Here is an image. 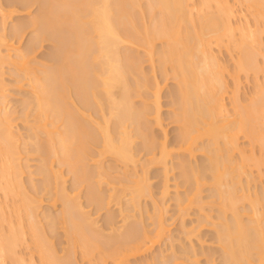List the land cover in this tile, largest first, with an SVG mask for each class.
<instances>
[{
  "label": "bare ground",
  "instance_id": "bare-ground-1",
  "mask_svg": "<svg viewBox=\"0 0 264 264\" xmlns=\"http://www.w3.org/2000/svg\"><path fill=\"white\" fill-rule=\"evenodd\" d=\"M147 1V6L143 8V0H11L9 4L16 7L10 9L12 8L10 6L9 10L6 11L5 8V10L3 9V4L0 0V12L2 10L5 11V13H0V16H2V21L0 22V46L9 42L8 28L6 26L8 20L6 22V19L11 17L16 10H20L18 7L27 8V10L35 5L39 7L33 16L30 17L28 15L30 19L28 23H15L14 26L11 24L13 26L11 33L13 38H22L25 34L24 31L26 32L25 29H28L27 27L29 26L30 28H35H33L34 30L31 28L35 32L32 39L30 38V45L25 46V49L12 46L8 48L7 53H2L0 47V192L3 193L2 196L0 194V264H7V261H11L10 264H18L16 262L23 264L26 254L21 251L20 253L24 255H19L18 247L22 244L24 245L25 237L29 236L28 234L31 235L32 239L30 245L32 242L31 246L33 247L30 248H34V250H31L32 254L34 251L37 252L36 255L39 254V264H73L70 258L73 259L75 257L72 253L76 254V248L80 249L76 250L81 252V258L87 260L88 264H128L131 258L148 252L156 243H159L158 241L164 235H167L168 227L170 228L168 225L170 224H166L167 220L165 219V221L163 218L165 211L163 212L164 209L161 208L165 205L160 206L161 203L158 205L155 202L157 206L155 205L154 207V212H156L154 216L155 214L156 216H152L156 226L151 229L153 231H149L147 223H145V216L143 218V213L146 210L142 206V198H148L147 195L152 191H150L152 183H149L150 176L147 175V168L149 169V165L154 162L164 163L167 167L168 157H171L170 155L173 154V151L172 149H167L169 146L166 145V139H163L161 143L159 139L157 142L156 139L158 137L154 139V134L152 136V131H149L152 128L150 129L146 122L148 120L147 117L151 113L153 114L154 112L158 117L160 115L161 101L157 83L156 89L152 88L154 90L152 93V98H154L153 107L149 105V101L147 103L148 99L146 98H144L146 100L143 101L142 105L136 104L138 100L136 101L135 97L137 95L146 97L148 94L145 93L146 91L150 93V85L153 83H151V77L149 78L146 76L147 74L145 75L146 71L144 72V69L142 71V66L144 65L141 59L145 57L142 56L141 58L137 54L139 51L135 52L132 49V45H135L136 49L137 46L145 47L143 50H145L146 54L149 52L151 57H153L154 46H156L154 43L159 39L164 42V46L160 47L161 52L159 53L161 70L168 74L167 70L170 68L172 70H170L171 73L173 72L179 84V99H176L177 111H175V121L179 123L178 126L180 125L181 143H179V147L185 149L186 153L187 150L191 151L188 152L193 156L195 152L193 149L194 146H198L196 145L198 140L204 137H207L208 140H206L207 142L205 140L202 142L201 140L205 144H200L201 149L202 147L204 148V153H207V156H205L207 157L206 163H203L200 167H195L192 166V161L183 162L181 159L183 162L181 164L184 166L183 170L180 169L182 171L181 175L185 177L186 183L192 182L195 184L193 185V187L195 186V192L193 190L192 193L196 197L195 201L198 200L199 204L197 203V207L198 205L200 207L206 205L204 203L206 200L200 199V186L203 189L204 184L202 183H208L207 181L205 182V179L212 181L210 185L213 184L212 196H214V199H211L214 201L211 199L210 201L213 204H219L221 212L218 211L220 213V220H218L222 221L223 219L222 222H215L219 226L215 230L218 238L216 239L219 241L218 243L222 244L220 248L223 249L224 263L264 264V191L263 193L260 192L262 195L260 193L258 195V191H254L256 194L254 193L255 197L253 198V190L250 187L251 180L248 181V178L247 180L245 179L248 186L244 188L247 190L241 191V189L244 190L243 187L240 188L238 186L242 181L241 176L249 174L245 168H247V165L249 166L248 162L251 161V156L239 146L240 134H242L241 136L245 135V138L248 136L249 140L253 141V144H251L252 150L256 145H254L255 142L258 145L260 144L261 150L264 149V85L261 87L257 83L260 90L258 88V91H255L258 93L254 94V98L251 97L250 101L248 100L250 102L248 104H242L239 95L240 73L252 72L254 75H258V72L261 73L264 70L263 66H261L262 64L259 65L260 62L257 57L260 54H258L259 50L254 47L256 46L254 45L256 41L260 42V37L258 38L257 36L259 33L255 32L256 30L254 32L251 30L253 26L249 25L253 24H248L249 22L243 26L241 25L240 28L238 27L241 21L238 22L239 25L235 23L236 20L234 21V18L238 12L235 7L233 8L234 5L229 0H199L198 3L196 2L197 0ZM213 2L217 4V7L212 5L214 4ZM243 2L250 8L247 7L250 11L249 13L253 12L256 19H258L256 22L260 23L259 20L264 19V0H243ZM211 6L214 9L217 8V10L215 9L216 12L209 11L212 8ZM143 13H145L144 17L147 13V15L151 16V19H156L153 26L149 23V25L142 23ZM143 21L146 22L144 19ZM238 28L240 32H237V36L236 30H239ZM257 28L259 27L257 26ZM47 41L55 43L54 46L56 47L55 51L49 54V60H52V64H44V68L39 66L41 69L36 68L37 72L34 68L37 64L33 66L32 63L31 65L32 58H30V55H34L36 46H40ZM224 42H226L225 44L232 42L229 47L232 48L233 46L235 51L237 49L240 52L239 55L237 54L238 52L236 53L238 58L236 57L235 70L233 69L231 71L232 74H229L235 81L233 90L228 86L224 75L227 72L225 70L229 69L226 66L228 64L223 63L226 64L223 65L220 55L218 56L216 52V48L221 47ZM140 48L138 49L140 50ZM8 61L14 64L18 70L19 68L21 69L19 71L24 74H20L22 75L20 77L29 79L33 98L31 97L32 100H27L22 118L25 117V120L28 121L29 115L33 113H29L28 107H32L30 110L34 111L35 121L33 122L35 123L30 125L32 132L30 131L31 133L29 134H32V136L27 135L31 137V140L34 139L33 142H36L35 150L44 154L45 161L43 162L51 166L48 167L46 164L44 166V163L40 162V165H43L42 167H46L43 170L45 173L43 175H46L47 181L44 183H47L48 187L50 186L49 184L54 182L56 188L54 184H51L56 191V193L54 191L55 195L53 196H55V200L60 199L63 204L60 213L52 218V223L59 221V223L61 222V225L59 224L60 227L65 225V229H63L66 230L67 243L71 245L70 251L68 247L66 258L58 255L52 241L49 239L50 236L48 237L51 232L49 234L47 232L49 229L46 230L48 227L46 226V228L43 225L45 223L42 224V219L38 213V209L41 208L39 204L41 203L42 205L38 195L40 193L37 192L38 194H35V191V196L31 194L36 189L35 185L33 186L31 183V188H33L32 191L29 190L31 193L28 195L29 192L23 181L24 166L20 162V154L24 151L21 152L22 142L20 143V141L23 139L21 137V140L19 135H17L19 131L16 133L14 130V117L8 110L9 96L5 92L6 84L3 83V78L1 77L5 72L3 66ZM228 72L231 73L229 70ZM17 79L19 81L22 80L21 78ZM259 83H262V81ZM228 88L233 94V98H231L234 104V114L233 111V116L230 114L232 117L228 114V103L225 101L229 92ZM152 98H149V100ZM70 100L72 103L68 102ZM76 105L78 106L76 107ZM158 117H156V120ZM158 120V122H162L160 117ZM151 126L153 127L152 123ZM139 137L143 138L141 140H143L145 147L150 152L153 151L151 149L154 148V145L156 149L157 143L162 145L161 150L159 149L161 151L159 158L153 156L151 159L149 157L150 159L147 160H150V163L144 159L146 164L144 162L142 164L140 160L142 165L137 162L139 161L137 159V157L139 158V153H137L138 150L137 152L134 150L137 144H134V142ZM27 140L28 142L31 141L28 138ZM22 146L27 147L26 143ZM95 147L100 148V150ZM93 148L97 149L98 153L95 169L89 168V164H87L89 162H87V159L92 156L91 149ZM25 150L27 151V149ZM262 151L264 152V150ZM236 153L237 156H235ZM105 154L116 157L117 159H114L115 163L121 160L126 164L132 163L133 166L134 164L137 167V164L143 166L140 169L141 175H139V171V174L136 173L138 177L135 178L136 175L132 171L134 174L131 175L134 176L131 177L135 179L130 176L128 178L123 176V179L116 177L118 181L120 179V183L118 185L113 183L115 181L114 177H111L113 173L109 174L111 170L108 171L109 167L107 165V169L105 168L103 157L100 156L102 159L99 157V155ZM189 154H186L185 158L187 155L191 157ZM259 158L261 161L263 160L261 156ZM53 159L58 161L60 168L59 166H54L55 169L53 168ZM186 159L184 161H187ZM41 160H43V157ZM48 160L51 162H48ZM262 164L264 165V163ZM61 165H67V169L69 168L73 172L76 179L75 189H78L82 183L88 185L89 202L97 204L99 209L96 208V210H103L107 206L109 208L113 202L116 207L119 206L118 209L121 212L119 213L122 215V220L119 223H123V225L121 224L123 229L120 228L115 215L111 212L106 216V221L108 222L106 223L112 229L110 233H106L104 228H100L97 225L99 220L94 216L95 214L91 215V213L85 211L86 209L83 208L84 204L79 199V194L74 196L68 191L67 180L64 178L65 174H63V170H60ZM136 166L134 167L136 169V171L134 169L135 172L138 171ZM124 167L126 169L129 168L128 165H124ZM43 171L41 168V172ZM165 172L164 175L168 174L165 178H169V173H167L166 169ZM119 177L122 178V176ZM165 178L164 180L167 181V178ZM31 182L35 183V181ZM105 182L107 183L104 187L109 185L106 192L101 187ZM167 186L168 183L165 187L169 191L170 188ZM166 188L162 189L164 194L165 192L166 194L169 193ZM249 190L252 192L250 193ZM238 193H240V196ZM164 194L162 195L164 196ZM250 194L253 196L250 197ZM178 195L179 192L175 197L177 201H175L178 209L179 207L182 209L181 205H184L183 203L188 195L185 193L186 196L184 197L186 198ZM3 196L4 198L2 199ZM126 196H128V200L124 202ZM249 197L250 204L246 201L250 205L249 210L251 209V213L246 211L249 212V215L246 213L248 215L246 220L243 216L245 212L240 210L244 209V207L242 205V208H240L239 202L246 198L249 199ZM188 198L190 201L193 199V197ZM241 204H244V202ZM9 208H12L11 211ZM186 208H184L186 210L185 213L189 209ZM137 209L141 211L135 212ZM184 209H182L183 212L185 211ZM109 210L107 209V211ZM104 211L106 212V210ZM227 211L231 213L232 216L229 214L231 217H228ZM119 213L116 215L119 216ZM139 213L140 216H138ZM46 216L44 215L43 217ZM49 217L51 216L46 218ZM46 218H44L45 221ZM207 219L205 218L206 221ZM139 220L141 223H139ZM199 222L201 223V219ZM47 223L49 224V222ZM192 244L190 245L192 246ZM192 247L193 249L196 248ZM186 251L191 253L192 249L190 248V251ZM187 252H181L183 257L185 256L184 254H188ZM194 252H192V255L195 258L197 254L194 255ZM202 252L206 251L202 249ZM160 253L164 257L166 256L163 251ZM190 255L188 254L185 258L191 261L193 256L189 259ZM32 256L34 257V255ZM180 256L179 258L183 259ZM214 256L212 255L210 259L208 258L209 263L212 264L211 257ZM27 257L29 258V256ZM33 257L29 258V261L26 260L27 263H25L26 261L24 263L38 264ZM164 257L162 256L161 258ZM75 259L74 261H77ZM152 259L154 261V257ZM196 259L195 261H197ZM171 260L172 258L168 261L171 262ZM21 261L22 263H20ZM138 261L135 260L137 264H143ZM177 261L174 263H177ZM162 263L169 264L164 260ZM145 264H150L149 259Z\"/></svg>",
  "mask_w": 264,
  "mask_h": 264
},
{
  "label": "rangeland",
  "instance_id": "rangeland-1",
  "mask_svg": "<svg viewBox=\"0 0 264 264\" xmlns=\"http://www.w3.org/2000/svg\"><path fill=\"white\" fill-rule=\"evenodd\" d=\"M11 0H1V2H2V4H3V9L5 8L6 9V11H8L9 9L8 8H10V6L12 7V8H10V9H14V7H16V6H12V4H9V2H10ZM194 1H196V0H194ZM198 1L199 0H197L196 2L198 3ZM147 0L145 1V0H143V8H145L146 6H147ZM215 2V1H214ZM213 2V3H214ZM229 2L232 4V5H234L233 6V8L235 7V10L238 12H236L237 14H236V17L234 18V21H235V23L237 24V25H239V21H241V23H240V25L238 26L239 28H240V26L242 25H245L247 22H249L248 24H253V25H249V26H253L252 28H251V30L254 32V30H256L255 32H258L259 34L257 35V33H256V35L258 36V38L260 37V39H259V41L260 42H257L256 41V44H254V45H256V46H254L255 48H257V50H259L258 51V59H259V65H261V66H263V68H264V21H262V20H264V19H262V20H259V22L260 23H258V21L256 22V20H258V19H256V16L254 15V13L253 12H251V13H249L250 11H249V7H248V5L247 4H245L244 2H243V0L242 1H240V0H229ZM243 2V3H242ZM230 4V5H231ZM9 5V6H8ZM213 6L215 5V7H217V4L216 3H214V4H212ZM231 5V6H232ZM145 6V7H144ZM212 7V6H211ZM249 9H248V8ZM18 8H20V10L18 9V10H16L15 12H13L12 13V15H11V17H9L8 19H6V22H7V20H8V22L6 23V26H7V34H8V40H9V42H7V43H5V44H2L3 45V47H2V45L0 46L1 47V52L2 53H7V51H8V48H10V47H12V46H16V47H21L22 49H25V46H29L30 44H29V42L31 43V39H32V36H33V34H34V32L35 31H33L31 28H30V26L29 27H27L28 29H25L26 30V32L24 31V35L22 36V38L21 37H19V38H17V37H15V38H13V36H12V31H13V29H12V27L14 26V24L15 23H28V21L30 20L29 19V16L31 17V16H33L36 12H37V10H38V8L39 7H37V5H35V6H33L32 8H28V10H27V8L26 9H23V7H18ZM23 10H22V9ZM4 9V10H5ZM30 9V10H29ZM210 9V8H209ZM212 9H214L213 7L209 10V11H214V12H216V10H217V8H215L214 10H212ZM239 10V11H238ZM1 11V10H0ZM251 11H253L252 9H251ZM2 12H4L5 13V11H3L2 10ZM2 12H0L1 14H2ZM0 14V15H1ZM29 15V16H28ZM144 15H145V13H143V17H144ZM2 16H0V22L2 21V18H1ZM151 16L148 14L147 15V13H146V16L143 18L144 20H146V22L145 21H143V19H142V23L144 22L146 25H149V24H151L152 26H153V24H155V21H156V19H151L150 18ZM152 20V21H151ZM18 21V22H17ZM245 22V23H244ZM149 23V24H148ZM257 23V24H256ZM11 24L13 25V26H11ZM247 24V25H248ZM144 25V24H143ZM145 25V26H146ZM150 25V26H151ZM257 26L259 27V28H257ZM238 28V29H239ZM255 28H257V29H259V30H257V29H255ZM262 28V29H261ZM31 32V33H30ZM240 32V29L239 30H236V34H237V36H238V33ZM11 36H12V38H11ZM31 36V37H30ZM239 36H240V34H239ZM21 38V39H20ZM31 38V39H30ZM11 40H13V41H11ZM258 40V39H257ZM10 43V44H9ZM50 43V44H49ZM51 43H53V42H50V41H47V42H44V43H42V45H38L39 46V48H38V46H36V50H35V53H34V55H30V58H32L31 60V65H32V63H33V66L34 65H36L34 68L36 69V68H44L45 67V65L46 64H52V60L50 61L49 60V54L50 53H52V52H54L55 51V43H53V44H51ZM226 42H224V43H222L223 45H221V47H217L216 48V52H217V54H218V56L220 55V59H221V61H223L222 62V64L223 63H226V64H228V65H226V64H223V65H226L227 67V69L231 72V71H233V69L235 70V63H237L236 62V60H237V58H238V55H239V51H237V49H236V51L234 50V48H233V46H232V48H233V51H232V48L231 47H229V44H231L232 45V42L231 43H227V44H225ZM255 43V42H254ZM14 44V45H13ZM156 46H154V50H155V52H154V55H153V57H151V55H150V53L148 52L147 54L149 55H147L146 54V52H145V50H143L145 47H142V46H140V47H138L137 45V49L134 47L135 45H132L133 46V50L135 51V52H137V51H139V52H137V54L142 58V56L143 57H145V58H142L141 60H142V63H143V65L144 66H142V71H143V69H144V72H145V75L147 76V77H151L150 78V80L152 81L151 83H153L152 85H150V93H148L149 91H146V93L145 94H148V95H146V97H144V96H142V95H140V96H138L137 95V97H135V100L137 101H135L136 102V104L137 105H142L144 102V100H146V99H148L147 100V103H148V101H149V105H152L151 107H153V105L154 104H152V102L154 101V98H152L153 96V92H154V90H152V88H154V89H156V83H157V86L159 87V95H160V97H159V99H160V107H161V109H160V115H159V117H160V120L162 121V122H158L159 120V117L158 116H156L155 115V113L153 112V114L151 113L148 117H147V119L148 120H150V121H146L147 122V125H149L148 127L151 129V130H149L150 132H151V134H152V136H153V134H154V139H156L157 137V142L160 140V143L161 142H163V139L165 140L166 139V145L167 146H169L167 149H172V151H173V154L172 155H170L171 157H168L169 159H168V163H167V167H166V164H162V163H160V164H162V165H160L159 164V162H154V163H151L148 167H149V169L147 168V172H148V176H150V186L152 187V189H150V191H151V195L149 194V195H147L148 196V198L147 197H143L142 198V206L144 207V209L146 210L144 213H143V218H144V216H145V220H146V222L145 223H147V228H148V230L149 231H153V230H151V229H154L155 228V224H154V222H155V220H153L154 219V217L156 216V214H155V216H154V213H156V212H154V207H155V205H156V203H158V205L160 204V206L162 205H165V206H163V207H161L162 209H164L163 210V212L165 211V213H163L164 214V216H163V218H164V220L167 222L166 224L168 225V223L170 224V225H168V226H170V228L168 227V231H167V235H164V237L163 238H161L160 239V241H158L159 243H156L153 247H152V249H150L148 252H146V253H143V254H141V255H139V256H135V257H133V258H131L130 259V261H128V264H137V262H135V260L136 261H138L139 263H143V264H145V263H147L148 262V259H149V262H150V264H156V263H158V264H161V262H163V260L167 263H169V264H172V263H174L175 261H177V263H174V264H211V263H209L208 261H209V259H210V256H214V254H216L214 257H211V260H212V264H223L224 263V260H223V249L222 248H220L221 247V243H218L219 241L217 240L218 238L216 237V228L217 227H219L218 225H216L218 222H222L223 221V219H222V221H219L220 220V217H219V215H220V213H218V211L219 212H221L220 211V207L218 206L219 204H216V203H214L213 204V202H211L210 201V199L212 198V199H214V196H212L213 195V184L212 185H210L211 184V182L212 181H209L208 179L206 180L205 179V182L207 181L208 183L206 184V183H202V184H204L203 185V189L201 188L202 186H200V194H201V196H200V194H199V196H200V199L201 200H203V201H205L204 203L206 204V205H203V206H199L198 205V207H197V203H198V200L197 201H195V198L196 197H194L193 195V190H194V187H193V185H195V184H193L192 182H189L190 183V185H189V183L187 182L186 183V179H185V177L183 176V175H181V170H183L184 168V166H182V164H183V162H191L192 163V166H201V165H203V163H206V161H207V157H205V156H207V153L205 152L204 153V148L202 147V149H201V145L200 144H205V143H202V142H204V140H205V142H207L208 140H207V137H204V138H202L201 140H202V142H201V140H198V142L196 143V145H198V146H194V149L193 150H195V152H194V154H193V156H191L190 154H189V152H191V151H189V150H187V153H186V150L185 149H182V148H180L179 147V143H181L180 142V130H179V126H178V122L177 121H175V115H176V112L175 111H177L176 109H177V100L179 99L178 97V95H179V84H178V80H177V78L174 76V74H173V72L171 73V69L169 68L168 70H167V73L168 74H165L166 72L164 71V70H161V65H159V64H161V63H159L160 62V60H159V57H160V52H161V49H160V47L162 46H164V42L162 41V40H157V42L155 41V43H154ZM5 45V46H4ZM22 45H23V47H22ZM227 45H228V47L231 49V51H230V49L227 47ZM258 45V46H257ZM223 46H225V47H223ZM52 47H53V49H52ZM27 48V47H26ZM138 48H140V50L138 49ZM159 48V49H158ZM38 49V50H37ZM221 49V50H220ZM157 50V51H156ZM218 50H220V51H218ZM256 50V51H257ZM144 52H145V54H144ZM235 52V53H234ZM238 52V53H237ZM143 53V54H142ZM238 55H237V54ZM33 54V53H32ZM36 54V55H35ZM36 56V57H35ZM155 57V58H154ZM237 57V58H236ZM158 58V59H157ZM35 59H36V61H35ZM43 60H45V61H43V63H42V61ZM145 60V61H144ZM159 60V61H158ZM39 61H41V62H39ZM48 61V62H47ZM10 61H8V62H5V64L7 63H9ZM38 62V63H37ZM51 62V63H50ZM35 63V64H34ZM4 65L3 67H4V71H3V68H2V71L4 72L3 73V76H1L2 78H3V83H5L4 85L6 86V88H5V92L6 93H8L7 95L9 96H7L8 97V102H9V104H8V110L12 113V115H13V117H14V119H13V126H14V130L16 131V133H17V131H19V133L17 134V135H19V138L21 139V137H22V141H20V143L22 142L24 145H25V143H26V148L24 147V146H22L23 144L21 143V154H20V162L22 163V165L24 166V172H23V178H24V182H25V186H26V188H27V190H28V192H29V194L28 195H30V191H32V188H31V183L33 184V186L36 188H34L35 190H33L32 191V195H34L35 196V194L38 192V193H40V194H38L39 195V199L41 200L40 202H42V205H41V203L39 204L40 206H41V208H40V206H39V208L40 209H38V213L40 214V218L42 219V224L43 223H45V224H43L47 229L46 230H48L49 229V231H47L49 234H50V232H51V234L50 235H48V237H49V239L52 241V243H53V245H54V247H55V249L57 250V252H58V255L59 256H61V257H63V258H66L67 257V252H68V247H69V251H70V247H71V245L69 244V243H67L68 242V237L65 235L66 233H65V231L66 230H64L65 228H64V226L65 225H63V227L61 226H59V224L61 225V222L59 223V221L57 222V221H54V223H52L53 221H52V218H54L56 215H58L59 213H60V211H61V209H62V207H63V204H62V201L60 200V199H57V200H55L56 198H55V196H53V195H55V193H56V191H55V184H54V182H53V184H54V187H52V185L51 184H49L50 186H48L47 187V183H44V182H46L47 180H46V178H45V176L46 175H43V173H44V171L43 170H45L46 169V167L44 168V167H42L43 165H40L41 163L40 162H42V163H44V166H45V164H46V162H43V161H45L44 160V154L43 153H41V152H37L35 149H36V142H35V145H34V142H33V140L34 139H32L31 140V137H29V136H32V134H29V133H31L32 131H31V129H30V125H32L33 123H35V122H33V121H35V116H34V111H31L30 110V108H32V107H28L29 108V111L26 109V111H28L29 113H32V115H29V117H28V121L27 120H25V117L24 118H22V116H23V114L22 113H24V110H25V104H26V102H27V100L29 101V99H31L32 100V98H33V95L31 96V86H30V83H29V79L27 78V79H25L24 77H20V76H22L24 73H21V71H19V70H21L20 68H19V70L15 67V65L14 64H11V62L8 64V65ZM43 65V67H42V65ZM45 64V65H44ZM234 64V65H233ZM10 66V67H9ZM40 66V67H39ZM232 67V68H231ZM40 68V69H41ZM262 68V67H261ZM39 69V70H40ZM231 69V70H230ZM17 70H18V72H17ZM37 70V69H36ZM171 70V71H170ZM228 70H225V71H227L228 72ZM163 71V72H162ZM168 71H170V72H168ZM23 72V71H22ZM37 72H38V70H37ZM226 72V73H227ZM225 73V72H224ZM224 74L225 75V79H226V81H227V84H228V86L231 88V90H233V87H234V85H235V81H234V78H232V76H230L229 74H232V72L231 73H227V74ZM20 74H22V75H20ZM173 74V75H172ZM18 75H19V77H18ZM143 75V74H142ZM227 75V76H226ZM259 75V76H258ZM258 75H254V73H252V72H249V73H247V72H242V73H240V79H241V81H239L240 83H239V95H240V97H241V102H242V104H248V102L250 101L249 99L251 98V97H253L254 96V94H256V93H258V92H255V91H258L257 89L259 88V90H260V87H259V85L262 87V85H264V70L260 73V72H258ZM143 77H144V75H143ZM15 78H16V80H15ZM17 78H21L22 80H18ZM176 78V79H175ZM28 80V81H27ZM260 80V81H259ZM19 81V82H18ZM257 81V82H256ZM262 81V83H259V82H261ZM21 82V83H20ZM159 83H160V85H159ZM259 85H258V84ZM257 85H258V87H257ZM7 89V90H6ZM147 90V89H146ZM149 90V89H148ZM228 90H229V92H228V94H227V98H226V102L228 103L227 104V106H228V108H229V110H228V114L230 115H232L233 116V114H234V104H233V100H232V98H233V94H232V92H231V90L228 88ZM8 91V92H7ZM152 91V92H151ZM33 94V93H32ZM253 94V95H252ZM29 95V96H28ZM144 95V94H143ZM147 96H148V98H147ZM150 96V97H149ZM30 97V98H29ZM32 97V98H31ZM138 97H141V98H138ZM232 97V98H231ZM144 98H146V99H144ZM149 98H152V99H150L151 100V102H150V100H149ZM254 98V97H253ZM70 99V98H69ZM177 99V100H176ZM24 100V101H23ZM72 100V99H71ZM68 101L69 103L71 102L72 103V101ZM249 100V101H248ZM252 100V99H251ZM73 101H75L74 99H73ZM76 102V101H75ZM250 103V102H249ZM75 104H77V103H75ZM78 105H76V107H77ZM227 108V109H228ZM25 111V112H26ZM231 111V112H230ZM232 111H233V114H232ZM157 114V113H156ZM230 115V116H231ZM231 116V117H232ZM152 117V118H151ZM156 117H158L157 118V120H156ZM174 118V119H173ZM24 119V120H23ZM152 119V120H151ZM153 119H154V121H153ZM25 121H27V123H25ZM150 122V123H149ZM151 123H152V125H153V127L151 126ZM161 123V124H160ZM15 124V125H14ZM28 124V125H27ZM264 124V123H263ZM27 125V126H26ZM28 126H29V128H28ZM264 126V125H263ZM264 128V127H263ZM28 129H30V130H28ZM163 130V131H162ZM31 131V132H30ZM165 131V132H164ZM155 132V133H154ZM166 133V134H165ZM24 134V135H23ZM29 136H28V135ZM242 134H240V138H239V143H240V145L239 146H241L243 149H245L246 150V152H247V154L248 155H250L251 157H250V160L251 161H249L248 162V164H249V166L247 165V168H245V170L246 171H248V173L249 174H243V177L241 176V180L243 181V179H244V181L242 182L241 181V183H239L238 184V186L241 188V187H243V189L244 188H246L247 186H248V183H247V178H248V181H250V183H251V185H250V187H252L251 188V190H253V192L252 191H250V193L252 192V194L254 195H252V194H250L249 196L250 197H252L253 196V198L255 197V192L256 191H258L257 192V194L259 195V193L261 192V193H263V191H264V165L262 164V163H264V154H262V153H264L262 150H264V149H262L261 150V146H260V144L258 145V143L257 142H255L254 143V145L256 144V145H258V146H254L253 148V150H252V148H251V144H253V141H251V139L249 140V137L247 136L246 138H245V135H243V136H241ZM167 136V137H166ZM135 137H138V136H135ZM134 137V138H135ZM156 137V138H155ZM26 138V139H25ZM27 138L29 139V140H31V141H29L28 142V140H27ZM141 138L142 137H139V138H136L135 139V142H134V144H136V149H134V150H136V152H137V150H138V152L137 153H139V158L137 157V159H139V161H137L139 164H140V160L142 161L141 163L142 164H146V162L147 161H149V163H150V160H147V159H150L151 157L153 158V156L154 157H158L159 156V154H160V150H161V147H162V145L159 143H157L156 141H155V143H157V146H156V149H155V145H154V148L153 149H151V150H153V151H151L150 152V150L149 149H147V147H145V145H144V142H143V140H141ZM140 139V140H139ZM143 139V138H142ZM159 139V140H158ZM241 139V140H240ZM207 140V141H206ZM24 141H27V142H25L24 143ZM142 141V142H141ZM251 141V142H250ZM31 142V143H30ZM32 142H33V144H32ZM250 142V143H249ZM154 143V144H155ZM28 144H29V146H28ZM143 145H144V147H143ZM159 145H161V146H159ZM205 146V145H204ZM24 147V148H23ZM134 147V148H135ZM158 147H160V148H158ZM240 147V148H241ZM95 148H97V147H95ZM95 148H93V149H91V154H92V156H90V158H88L87 159V164H89V168H91V169H95L96 168V159H97V157H98V153H97V149H99L100 150V148H97V149H95ZM197 148H199V149H197ZM258 148H260V149H258ZM25 149H27V151L25 150ZM160 149V150H159ZM257 149V150H256ZM29 150V151H28ZM149 150V151H148ZM255 150V151H254ZM155 151V152H154ZM189 151V152H188ZM94 152V153H93ZM142 152V153H141ZM146 152H148V153H146ZM238 152V151H237ZM41 154L43 155L42 157H43V160H41ZM186 154H189L191 157H192V159H191V157H189L188 155H187V157L186 158H188V159H186L185 158V155ZM239 155V154H238ZM100 156H102L103 157V159L100 157ZM142 156V157H141ZM235 156H237V153H236V155ZM253 156V157H252ZM258 156V157H257ZM259 156H261L262 158H263V162L261 161V159L259 158ZM40 157V158H39ZM99 157L103 160V164L105 165V168H106V165H107V167H109L108 168V171L109 170H111V171H109V174L111 175V173H113L112 174V176L111 177H114L113 179H115V181L113 182V183H117V185H118V183H120V179H123V176H125L124 178H128L129 176L131 177V176H134V175H136V177L135 178H137L138 176H137V174H139L138 172L140 171V174L139 175H141V168L143 167V166H140V165H142V164H137L138 165V167L134 164V166H133V164L132 163H130V164H126V163H123L121 160H120V162H117V163H115V160L114 159H117L116 157H114V156H112V155H99ZM150 157V158H149ZM93 158V159H92ZM94 158H95V160H94ZM151 158V159H152ZM159 158V157H158ZM237 158V157H236ZM239 158V157H238ZM252 158H253V160H252ZM101 159H99V160H101ZM144 159H145V161H144ZM183 160V162H182V160ZM187 160V161H184V160ZM254 159H256V160H254ZM260 159V160H259ZM54 160V161H53ZM52 161H53V168H54V166L55 167H58L59 166V168H60V165L58 164V161L56 160V159H53ZM180 160V161H179ZM189 160V161H188ZM56 161H57V163H56ZM98 161V160H97ZM179 161V162H178ZM196 161H198V162H196ZM204 161V162H203ZM260 161V162H259ZM48 162H51V161H49L48 160ZM47 162V163H48ZM92 162V163H91ZM95 162V163H94ZM144 162V163H143ZM196 162V163H195ZM182 163V164H181ZM196 165H195V164ZM199 163V164H198ZM254 163L256 164L255 166H254ZM260 163V164H259ZM51 164V165H52ZM58 164V165H57ZM94 164V165H93ZM169 164V165H168ZM179 164L181 165L180 167H179ZM194 164V165H193ZM198 164V165H197ZM252 164H253V166H252ZM46 165H48V164H46ZM111 165H112V167H111ZM124 165L126 166V165H128V169H126V167H124ZM251 165V166H250ZM50 166V164L48 165V167ZM116 166V167H115ZM118 166V167H117ZM123 166V167H122ZM136 166V168H138V171L137 172H135L136 171V169L134 168ZM169 166V167H168ZM51 167V166H50ZM166 167V168H165ZM246 167V166H245ZM256 167V168H255ZM41 168H42V171L43 172H41ZM44 168V169H43ZM116 170H115V169ZM164 169V171H163V169ZM172 168V169H171ZM55 169V168H54ZM107 169V168H106ZM114 169V170H113ZM117 169H118V171H117ZM123 169V170H122ZM134 169H135V171H134ZM165 169H166V171H167V173H169V178H167V181L166 180H164V178H165V176L166 175H168V174H166V175H164V173H166L165 172ZM181 169V170H180ZM37 170H38V172H37ZM61 171L63 170V174H65L64 175V178L67 180H65L66 181V186H67V189H68V191L70 192V193H72V195H77V194H79V196H80V200H82L81 202L84 204L83 205V208H85L86 210L85 211H87V212H89V213H91V215H94L96 218H97V220H99V222H98V226H100V228H104L105 229V232L106 233H110V231H112V229L110 228V226H109V224L107 225V221H106V216H108L107 214L108 213H112V214H114L115 215V219H116V221L119 223L121 220H122V215L120 214L121 212H120V210L118 209L119 208V206H117L116 207V204L114 203H112V204H110V206H109V208H110V210H112V211H110L109 210V208H108V206L106 207L109 211H107V209L105 208V209H100V210H96V208H97V204L96 203H90L89 201V198H88V191H89V189H88V185L86 184V183H82L81 185H80V187L78 188V189H75L74 188V185H75V176H74V174H73V172H71L70 170H69V168L67 169V165H61V169H60ZM149 170V171H148ZM180 170V171H179ZM47 171V170H46ZM128 171V173H126ZM131 171V172H130ZM135 173H133V172ZM142 171H143V169H142ZM123 172H125L126 173V175H125V173H123ZM130 172V173H129ZM137 173V174H136ZM143 173V172H142ZM45 174V173H44ZM119 174V175H118ZM122 174H124V175H122ZM129 174V175H128ZM131 174H134V175H131ZM183 174V173H182ZM114 175V176H113ZM181 175V176H180ZM119 176H122V178L121 177H119ZM245 176V177H244ZM116 177L117 178H120L119 179V181H118V179H116ZM184 179H182V178ZM45 178V179H44ZM132 179L134 178V177H131ZM134 178V179H135ZM165 178V179H166ZM169 179V180H168ZM246 179V180H245ZM31 181H35V183L34 182H31ZM107 181V180H106ZM116 181H118V182H116ZM165 181V182H164ZM256 182V183H255ZM107 182H105V183H103V186H101V187H103V190L106 192L108 189H107V187L109 188V185H107V187H104L105 186V184H106ZM164 183H166V184H164ZM167 183H168V186L167 187H169L170 188V190L168 191L167 189L168 188H166L165 186L167 185ZM247 185H246V184ZM249 183V184H250ZM30 184V185H29ZM37 184V185H36ZM44 184V185H43ZM242 184V185H241ZM46 185V186H45ZM45 186V187H44ZM119 186H120V184H119ZM211 186V187H210ZM246 186V187H245ZM257 186V187H256ZM37 187H38V190H37ZM73 187V188H72ZM105 188V189H104ZM166 188V190L169 192L168 194H166V192H165V194L166 195H168V196H166L164 193H163V190ZM239 188V189H240ZM163 189V190H162ZM257 189V190H256ZM27 190H26V192H27ZM30 190V191H29ZM77 190V191H76ZM245 190H247V189H244V190H242L241 189V191H245ZM36 191V192H35ZM54 191H55V193H54ZM186 191V192H185ZM240 191V190H239ZM249 191H248V193H249ZM255 191V192H254ZM27 192V193H28ZM34 192H35V194H34ZM178 192H179V195H182V197H184V196H186L185 195V193L188 195L187 196V198L186 197H184V198H186L185 199V202L183 203L184 205H181L182 206V209H184L185 207H187V208H189L188 209V211H187V213H185L186 212V210L183 212V210L182 209H180V207H179V209H178V205H177V200H176V196H177V194H178ZM194 192H195V190H194ZM212 192V193H211ZM241 193H244V192H241ZM255 193V194H254ZM260 193V194H261ZM0 194H1V196L3 195V193H1L0 192ZM154 194V195H153ZM162 194H164V196L162 195ZM189 194H191V195H189ZM245 194V193H244ZM178 195V196H179ZM209 195V196H208ZM238 195L240 196V193H238ZM262 195V194H261ZM1 196H0V199H1ZM166 196V197H165ZM208 196V197H207ZM127 197V198H126ZM124 199V202L126 201V200H128V196H126ZM188 197H190V198H192L193 197V201L191 200L190 201V199L188 198ZM210 197V198H209ZM250 197H249V199H245V200H241L242 202H244V204H241L242 202L240 201L239 202V207L240 208H242V205H243V207H244V209H240L241 211H244L245 213L243 214V216L246 218V220H247V218L248 217H246V216H248L249 215V212H246V211H250L249 210V204H250V202H249V200H250ZM4 198V196L2 197V199ZM42 198V199H41ZM163 198V199H162ZM209 198V199H208ZM188 199V200H187ZM211 199V200H212ZM161 200V201H160ZM176 200V201H175ZM187 200V201H186ZM207 200H209L208 202H207ZM248 201V203H247V201ZM190 201V202H189ZM194 201H195V203H194ZM212 201H214V200H212ZM246 201V202H245ZM156 202V203H155ZM202 202V201H201ZM155 203V204H154ZM186 203V204H185ZM189 203H191V204H189ZM195 205H194V204ZM203 202H202V204H204ZM189 204V205H188ZM199 204V203H198ZM208 204V205H207ZM214 205V206H212V205ZM113 205H115V206H113ZM188 205V206H187ZM157 206V205H156ZM206 208H205V207ZM246 206H248V207H246ZM10 207V206H9ZM112 207V208H111ZM148 207V208H147ZM165 207V208H164ZM203 208V209H200V208ZM213 207V208H212ZM218 207V208H217ZM157 208V207H156ZM186 208V209H187ZM212 208V209H211ZM216 208V209H215ZM247 208V210H245ZM10 209V211H11V209L12 208H9ZM9 209H7V211H9ZM97 209H99V208H97ZM166 209V210H165ZM104 210H106V212L104 211ZM181 210V211H180ZM40 211H42V212H40ZM93 211V212H92ZM95 211H96V213H95ZM139 211H141V210H139ZM138 211V209L135 211V212H139ZM155 211H157L156 209H155ZM240 211V212H241ZM51 212V213H50ZM120 212V213H119ZM150 214H148V213ZM158 212V211H157ZM228 213H227V215H228V217H231L232 215H231V213H229V211H227ZM230 212H232L231 210H230ZM93 213V214H92ZM120 214L119 216L118 215H116V214ZM243 213V212H242ZM248 215H247V214ZM250 213H251V211H250ZM41 214H42V217H41ZM53 216H52V215ZM106 214V215H105ZM138 214V213H137ZM205 214H206V216H205ZM229 214L231 215V216H229ZM46 216V217H48V216H51V217H49V218H46V217H43V216ZM97 215V216H96ZM154 217H153V216ZM217 215H218V217H217ZM251 215V214H250ZM105 216V217H104ZM117 216H118V218H117ZM138 216H140V213H139V215ZM150 218H149V217ZM208 216V217H207ZM153 217V218H152ZM199 217H200V219H201V223L199 222L200 221V219H199ZM203 217V218H202ZM44 218H46V221H45V219ZM121 218V219H120ZM205 218L207 219V221L205 220ZM105 219V220H104ZM118 219V220H117ZM137 219H139V218H137ZM149 219H151V220H149ZM216 219V220H215ZM219 219V220H218ZM149 220V221H148ZM202 220H204L203 221V223H202ZM50 221H51V223H50ZM148 221V222H147ZM153 223H152V222ZM211 221V222H210ZM47 222H49V224L47 223ZM56 222V223H55ZM107 222V223H106ZM215 222H217V223H215ZM47 223V224H46ZM139 223H141L140 222V220H139ZM205 223H207V224H205ZM53 224V225H52ZM121 224L123 225V223L121 222V223H119L118 225L120 226V228H122L123 226H121ZM143 224V223H142ZM50 227H49V226ZM106 225V226H105ZM184 225V226H183ZM52 226V227H51ZM109 226V227H108ZM186 226V227H185ZM215 226V227H214ZM52 228V229H51ZM64 228V229H63ZM119 228V229H120ZM150 228V229H149ZM123 229V228H122ZM191 229L192 230V232H190L189 230ZM218 229V228H217ZM53 230V231H52ZM187 231V233L189 234H187V233H185V231ZM169 232V233H168ZM184 232V233H183ZM47 233V234H48ZM193 233V234H192ZM166 234V233H165ZM27 235V234H26ZM29 236H26L25 238V241H24V245L22 244L20 247H18V251H19V255H21L22 256V254L24 253V254H26V256H25V261L26 260H28L29 258H32L31 257V255H34V257L33 258H35L34 259V261L36 262V263H38L39 264V261H38V255L39 254H37L36 255V253L37 252H35L34 251V253L32 254V252H31V250H34V248H30V247H33V246H31L32 245V242H31V245H30V241H32V239H31V235L30 234H28ZM166 236V237H165ZM28 237V238H27ZM217 238V239H216ZM29 239H31V240H29ZM163 240V241H162ZM193 243V244H192ZM184 244V245H183ZM186 244V245H185ZM190 244H192V246H194V247H196L195 249H193V247L190 245ZM29 245V246H28ZM70 245V246H69ZM57 246V247H56ZM182 246H184V247H186L185 249H184V247H182ZM188 246H189V248H188ZM181 247V248H180ZM223 247V246H222ZM65 248H67V249H65ZM188 248V249H187ZM190 248L192 249V251H191V253L190 252H187L186 250H188V251H190ZM21 249V250H20ZM23 249V250H22ZM29 249V250H28ZM76 249H78V248H76ZM75 249V252H76V254H73L72 252V255L73 256H75L73 259L72 258H70V261L73 263V264H88V261L87 260H85V259H83V258H81L82 256H81V252L79 251L78 252V250H80V249H78V250H76ZM202 249H203V251H206V252H202ZM205 249V250H204ZM222 249V251H220ZM73 250V249H72ZM185 250V251H184ZM23 252V253H20V252ZM164 252V254L166 255L165 257H164V255H162L160 252ZM195 251V252H194ZM74 252V251H73ZM176 252H177V255H176ZM178 252H180L179 254H178ZM181 252L183 253V252H187L189 255H190V257H188L189 259H191L192 258V252H194L195 254L194 255H196V257L194 258V256H193V258L192 259H194V260H192L191 259V261L190 260H187L185 257L188 255H186V254H184L185 256L183 257V255L181 254ZM207 252H208V254H207ZM210 252H212V253H210ZM31 253V254H30ZM70 253V252H69ZM23 254V255H24ZM212 254V255H211ZM179 255H181L182 256V258L184 259H180L179 258ZM27 256H29V258L27 257ZM68 256H70L69 254H68ZM80 256V257H79ZM164 257V258H161V257ZM180 256V257H181ZM27 257V258H26ZM154 257V261H153V258ZM76 258V259H75ZM161 258V259H160ZM170 258H172V260H171V262H169L170 261ZM176 260H175V259ZM179 258V259H178ZM197 258V259H196ZM209 258V259H208ZM213 258V259H212ZM74 259L75 260H77V261H74ZM195 259L197 260V261H195ZM10 260V259H9ZM30 260V259H29ZM28 260V261H29ZM144 262H143V261ZM156 260V261H155ZM158 260V261H157ZM162 260V261H161ZM169 260V261H168ZM174 260V261H173ZM24 261V262H25ZM161 261V262H160ZM11 262V261H10ZM10 262H8L7 261V264H10ZM23 262V264H25V263H27V261L24 263ZM130 262V263H129ZM153 262V263H152ZM160 262V263H159ZM196 262H198V263H196ZM211 262V261H210ZM223 262V263H222ZM16 263H18L19 264V262H16ZM20 263H22V261L20 262ZM11 264H13V263H11ZM163 264V263H162ZM225 264V263H224Z\"/></svg>",
  "mask_w": 264,
  "mask_h": 264
}]
</instances>
